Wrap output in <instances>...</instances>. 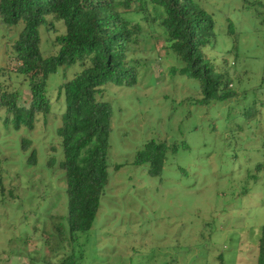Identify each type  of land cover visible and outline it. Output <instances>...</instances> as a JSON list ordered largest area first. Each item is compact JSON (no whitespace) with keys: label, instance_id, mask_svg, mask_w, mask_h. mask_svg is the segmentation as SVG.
Returning <instances> with one entry per match:
<instances>
[{"label":"rangeland","instance_id":"374dc122","mask_svg":"<svg viewBox=\"0 0 264 264\" xmlns=\"http://www.w3.org/2000/svg\"><path fill=\"white\" fill-rule=\"evenodd\" d=\"M195 2L215 22L217 45L208 55L227 64L234 97L199 104L200 82L173 71L184 63L169 54L160 33L147 36L137 55L138 83L109 84L100 97L113 107L109 184L93 228L77 235L76 264H258L264 228V13L258 12L264 0ZM21 28L0 22V67L7 70L0 82L20 90L25 104L28 83L6 53ZM55 28L65 33L61 23ZM55 33L43 36L46 55L56 53ZM78 70L50 77L54 111L40 116L34 130L4 123L0 109V264H61L62 251H70L55 230L58 222L66 225L68 212L55 131L63 113L58 87ZM25 139L32 141L26 149ZM152 140L173 150L157 177L148 165H135ZM33 152L36 164L29 163Z\"/></svg>","mask_w":264,"mask_h":264},{"label":"trees","instance_id":"16d2710c","mask_svg":"<svg viewBox=\"0 0 264 264\" xmlns=\"http://www.w3.org/2000/svg\"><path fill=\"white\" fill-rule=\"evenodd\" d=\"M0 22L8 28L22 27L6 53L17 63L14 71L27 81L30 93L24 104L20 90L0 82L4 123L34 130L40 116L54 111L50 77L61 69L79 68L72 79L65 75L58 87L63 113L55 131L63 152L59 168L65 172L68 207L66 225L58 222L55 230L70 248L68 254L62 251L61 264H76L77 235L93 228L109 184L113 107L100 97L109 84L138 83L137 55L147 36L160 33L169 54L184 63L173 71L200 82L202 106L232 99L234 79L226 63L218 65L208 55L217 45L215 22L195 0H0ZM56 22L63 25L64 34L55 33ZM51 32L56 34L52 46L57 50L46 55L43 36ZM229 32L234 33L232 27ZM5 73L0 67V74ZM24 141L25 149L32 144ZM169 150L173 151L166 142L152 140L137 153L135 165H148L150 176H160ZM29 163H37L35 152ZM258 264H264V228Z\"/></svg>","mask_w":264,"mask_h":264}]
</instances>
